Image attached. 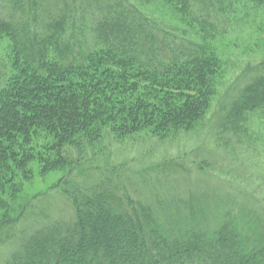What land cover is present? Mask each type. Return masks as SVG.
Segmentation results:
<instances>
[{
    "label": "trees",
    "instance_id": "1",
    "mask_svg": "<svg viewBox=\"0 0 264 264\" xmlns=\"http://www.w3.org/2000/svg\"><path fill=\"white\" fill-rule=\"evenodd\" d=\"M120 1L0 0V35L12 43L15 71L0 85V248L23 231L18 225L39 198L6 215V194L20 192L21 172L37 157L44 173L64 170L54 187L74 215L60 227L33 231L13 264H264V222L242 226V219L224 215L213 230L194 224L166 234L149 207L112 178L115 170L83 178L80 167L108 135L121 140L149 128L173 139L188 130L207 110L222 67L205 47L155 44L132 14L141 16L136 4ZM164 1L187 14L195 4L207 11L220 0ZM253 1L264 7V0ZM79 21L91 26L90 48L68 35L84 28ZM260 76L244 86L237 113L256 111L264 119ZM40 133L53 160L30 151Z\"/></svg>",
    "mask_w": 264,
    "mask_h": 264
},
{
    "label": "rangeland",
    "instance_id": "2",
    "mask_svg": "<svg viewBox=\"0 0 264 264\" xmlns=\"http://www.w3.org/2000/svg\"><path fill=\"white\" fill-rule=\"evenodd\" d=\"M62 1L66 6L72 4ZM107 2L122 5L120 0ZM132 2L141 16L132 14L154 36L155 44L167 47L169 43L179 50L205 47L221 60V71L207 110L188 130L173 139H161L149 128L121 140L108 135L96 146L99 153L80 167L85 170L83 178L115 170L112 178L117 176L134 201L149 207L166 234L194 224L213 230L224 215L242 219V226L250 219L264 222V119L256 111L236 112L244 86L264 74L259 70L264 61V7L253 0H220L207 11L195 4L185 14L164 0ZM79 22L83 31L73 27L68 35L90 48L96 43L91 26ZM13 58L11 41L0 35V85L15 72ZM44 137L40 133L30 151L53 160V153L44 147L48 143ZM42 167L33 158L19 171L25 175L18 179L20 192L13 198L5 196L6 215L12 217L35 195L39 198H34L33 209L24 213L18 225L23 231L16 230L13 239L0 248V264H13L33 231L52 230L73 219L69 200L54 187L64 170L44 173Z\"/></svg>",
    "mask_w": 264,
    "mask_h": 264
}]
</instances>
